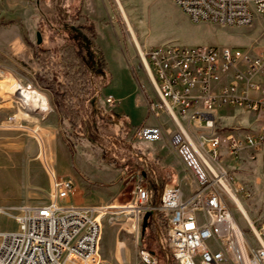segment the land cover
<instances>
[{
	"label": "rangeland",
	"instance_id": "374dc122",
	"mask_svg": "<svg viewBox=\"0 0 264 264\" xmlns=\"http://www.w3.org/2000/svg\"><path fill=\"white\" fill-rule=\"evenodd\" d=\"M5 1V11L0 14V161L6 163H0V207L46 204L50 191L36 189L43 178L51 184L53 172L74 183L69 204L107 207L99 218V264H136L140 248L154 253L158 264H176L160 243L166 238L165 219L159 214L148 219L136 242L130 232L132 213L124 209L133 201L137 184L148 189L153 204L166 185L179 186L184 195H189L193 186L189 172L168 144L174 124L164 113L155 116L148 109L156 97L115 0ZM121 2L140 49L177 43L187 47L229 46L264 54V20L258 16L250 26L226 27L194 23L170 0ZM66 24L93 26V43L105 63L103 79L91 72L84 81L78 66L69 69L62 61L67 53ZM38 48L49 53L36 52ZM38 55L51 57L52 63L42 65ZM54 62L64 64L55 67ZM50 83L67 92L69 120L63 119ZM12 84L36 90L47 98L49 109L41 112L28 106L19 92L10 89ZM135 96L141 104L133 113ZM109 97L115 100L112 106L106 102ZM261 113L223 108L214 116L215 132H255L264 115ZM236 119L243 124L231 123ZM181 122L194 141L210 133L203 124L186 119ZM152 125L163 129L160 141L137 139L140 127ZM221 150L226 184L259 229L264 222L263 162L244 155L234 158ZM82 189L85 193L78 194ZM221 192L244 236L254 243L247 220L225 191ZM15 228L12 220L0 216V231ZM261 237L264 242V232Z\"/></svg>",
	"mask_w": 264,
	"mask_h": 264
},
{
	"label": "built area",
	"instance_id": "2783aa9c",
	"mask_svg": "<svg viewBox=\"0 0 264 264\" xmlns=\"http://www.w3.org/2000/svg\"><path fill=\"white\" fill-rule=\"evenodd\" d=\"M170 1L194 23L240 28L250 26L257 16L264 20V0ZM136 51L156 97L148 109L155 116L164 113L174 124L168 144L189 172L193 190L184 195L179 186L166 185L153 204L148 189L137 184L133 201L124 207L132 213L130 232L135 241L149 212V219L158 214L165 219L166 238L160 243L176 264H264V222L259 229L254 225L255 231L246 221L254 240L250 243L222 195L228 175L220 165L223 148L234 158L260 159L264 167V127L218 134L214 126L215 112L221 107L264 113V54L177 43L136 47ZM216 83L220 85L213 91ZM106 102L115 104L112 97ZM182 119L203 124L210 133L194 141ZM136 137L157 142L164 131L158 125L142 126ZM50 173L46 204L0 207V216L16 225L14 230L0 231V264H99V218L107 207L69 204L72 180ZM136 264L158 263L154 253L140 248Z\"/></svg>",
	"mask_w": 264,
	"mask_h": 264
},
{
	"label": "trees",
	"instance_id": "16d2710c",
	"mask_svg": "<svg viewBox=\"0 0 264 264\" xmlns=\"http://www.w3.org/2000/svg\"><path fill=\"white\" fill-rule=\"evenodd\" d=\"M64 32L68 35L67 40L68 43L66 45L67 53H65L64 57H62V61H64L69 69L72 67L78 66L81 74L83 75L84 81H87L89 79V73L94 72L96 75H99L101 79L106 75V72L103 70V66H105V63L102 61V57L97 54L99 50L96 48L95 44L93 43V36H94V28L92 25H88L84 28L81 27H74L72 25L66 24L63 25ZM49 53L48 50H41L37 49L36 52ZM41 60H43L41 63L42 65L47 66L49 63H52L51 57L46 56H40ZM103 63V64H102ZM54 66L61 67V64L59 62H54ZM64 66V65H63ZM88 75V76H87ZM64 76L66 78H69L68 73H64ZM69 80H72V78H69ZM54 82V81H53ZM50 89H52V92L54 94L56 105L61 112V115L63 119L69 120V114L67 112V104L65 101V95L67 92L63 91L62 89H55V84L50 83L48 85ZM70 87H73V84H70ZM149 224V223H148ZM147 224V226H148ZM147 228V227H146ZM146 230V229H145ZM151 252V251H150Z\"/></svg>",
	"mask_w": 264,
	"mask_h": 264
},
{
	"label": "bare ground",
	"instance_id": "6f19581e",
	"mask_svg": "<svg viewBox=\"0 0 264 264\" xmlns=\"http://www.w3.org/2000/svg\"><path fill=\"white\" fill-rule=\"evenodd\" d=\"M115 2L117 4V7H118L119 12L121 14V17L127 26L128 32H129L133 42L135 43V47L140 49V46H139L140 44L136 38V35L134 33L133 28L131 27V24L128 20L127 14L125 12V9L122 5L121 0H115ZM10 89H12L13 91L19 92V94L21 95L22 101L24 103H26L28 106H30L31 108L39 110L41 112H45L49 109L47 98L42 96L36 90L26 89V88L19 86L18 84H12L10 86ZM223 185L225 187V193L229 196V198H231L233 200L234 204L237 207L238 212H240V214L243 216V218L245 220H247L248 222H250L252 224V222H251L245 208L243 207L242 203L235 197V195L231 192L232 190L230 188H228V185L226 183L223 182ZM252 226H253V229L256 231L253 224H252Z\"/></svg>",
	"mask_w": 264,
	"mask_h": 264
},
{
	"label": "crops",
	"instance_id": "0c3cea01",
	"mask_svg": "<svg viewBox=\"0 0 264 264\" xmlns=\"http://www.w3.org/2000/svg\"><path fill=\"white\" fill-rule=\"evenodd\" d=\"M6 1L5 0H0V14L3 12V11H5V3ZM11 41V40H10ZM7 42H9V40H7ZM219 85H220V83H216V84H214V85H212V89H213V91H215L218 87H219ZM134 92H135V90H134ZM132 103H134V106H133V109H132V112L133 113H135L136 112V107L138 106V105H140L141 104V100L137 97V96H135L134 97V99H133V102ZM124 105H126L128 108H129V104H128V102H126L125 101V103H124ZM223 108H234L235 109V107H221V108H219V109H217V111L215 112V115L221 110V109H223ZM239 109V108H238ZM130 113V112H129ZM127 114V113H125V114H127V116L129 117L130 116V114ZM261 114H264L263 112L261 113ZM214 115V116H215ZM231 123H240V124H243L242 123V121L239 119H236L235 121H233V122H231ZM132 126H133V124H132ZM152 126H157V125H152ZM264 127V115H263V118H261L260 119V122H258V124H257V129H255L256 131L257 130H259V129H261V128H263ZM38 163H39V165L40 166H43L42 165V163L40 162V161H37ZM0 163H6L5 161H0ZM43 170V169H42ZM48 180V179H47ZM74 184V183H73ZM75 189H76V187L74 186V191H75ZM86 189V188H85ZM37 191H50L51 190V184H50V181L48 180V182L47 183H45V180H44V178H43V180H42V183H41V185H39L38 187H37V189H36ZM84 194L85 193V190H83L82 189V191H78V194ZM74 195V194H73ZM70 201L71 200H69V203H70ZM71 205H73V204H71ZM90 205V204H89ZM88 204H81V205H73V206H76V207H80V208H84V207H87V206H89Z\"/></svg>",
	"mask_w": 264,
	"mask_h": 264
},
{
	"label": "water",
	"instance_id": "95a60500",
	"mask_svg": "<svg viewBox=\"0 0 264 264\" xmlns=\"http://www.w3.org/2000/svg\"><path fill=\"white\" fill-rule=\"evenodd\" d=\"M36 38H37V43L39 44L41 42L39 33L36 34ZM149 216H150V213L147 212L144 214V216L142 218V225H141L142 233H144V231L147 227Z\"/></svg>",
	"mask_w": 264,
	"mask_h": 264
}]
</instances>
